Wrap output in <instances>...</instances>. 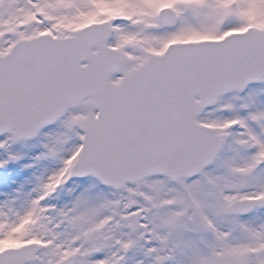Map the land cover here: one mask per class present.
<instances>
[{
    "label": "snow or ice",
    "instance_id": "snow-or-ice-1",
    "mask_svg": "<svg viewBox=\"0 0 264 264\" xmlns=\"http://www.w3.org/2000/svg\"><path fill=\"white\" fill-rule=\"evenodd\" d=\"M0 264H264V0H0Z\"/></svg>",
    "mask_w": 264,
    "mask_h": 264
}]
</instances>
